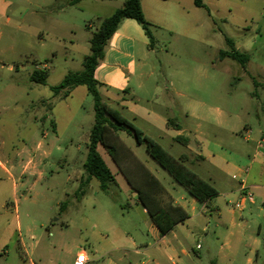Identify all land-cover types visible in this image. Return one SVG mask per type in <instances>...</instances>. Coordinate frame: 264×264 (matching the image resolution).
<instances>
[{"label":"rangeland","instance_id":"1","mask_svg":"<svg viewBox=\"0 0 264 264\" xmlns=\"http://www.w3.org/2000/svg\"><path fill=\"white\" fill-rule=\"evenodd\" d=\"M8 1L12 3L8 13H0V49L13 43L16 54H7V60L16 61L32 56L44 61L47 52L53 53L47 85L41 86L39 94L50 99L55 96L51 87L59 85L69 73L83 70L93 34L125 2L84 0L72 5V0H40L33 4ZM203 1L208 11L197 8L193 0L186 10L177 8L176 0L152 3L153 17L148 22L154 43L148 48L137 44V59L144 58L139 75L132 83L137 93L127 95L126 99L171 120L172 126H183L184 131L194 133L201 122V130L207 134L203 137L217 140V110L197 121L186 117V109L195 111L196 99H205L242 118L250 101L249 93L259 91L263 95L264 91L253 78L264 81V0ZM34 11L56 18L55 25L49 28L48 20L43 21L42 17L39 28L45 32L36 34L45 46L38 51L24 46L32 32L13 30L7 24L8 16L13 25H37L38 18L31 13ZM227 39L242 53L249 51L250 65L244 67L230 58L221 61V51H231L233 47ZM6 75L9 74L5 70H0L1 77ZM19 76L27 78L24 74ZM208 76L219 80L209 84ZM135 84H141V89ZM82 89L67 100L68 110L63 104L53 113L51 119L57 124L56 130L41 122L38 131L29 136L25 128L32 111L28 110L20 123H11L13 128L9 133L0 136L9 145L18 147L25 140L29 150L25 155L41 161L43 170L40 179L30 174L23 176L24 184L20 187L21 237L28 255L18 241L0 239V252L10 253L6 264H31L32 261L74 264L79 254L87 257L86 264H264V214L260 209L254 207L251 213V204H247L241 225H222L214 212L205 214L206 218L199 216L204 210L203 203L192 204L190 201L194 198L148 154L146 145L139 144L127 130L118 131V137L113 140L117 160L103 146L99 147L115 176L108 191L101 190L96 178L81 188L82 174L86 175L87 140L96 120L94 98L85 87ZM34 95L37 98V93ZM105 102L120 109L115 101L105 99ZM262 102V99L253 101L255 107ZM122 112L174 157L188 155L186 166L206 180L211 174L219 190H232L239 185L237 181L222 184L219 181L222 173L197 159L194 135L186 134L193 144L189 148L176 139L175 132L165 130L164 124L134 121L128 112ZM231 120L235 122L238 118ZM38 142L42 143V149L33 151ZM149 177L159 185L157 194L155 187L153 192L162 201L161 205L167 206L173 198L194 217L188 226H177L165 238L139 199V190L150 192ZM227 200L218 194L212 198L211 206L225 207ZM12 210L15 213V206ZM239 222L237 218L236 223Z\"/></svg>","mask_w":264,"mask_h":264},{"label":"crops","instance_id":"2","mask_svg":"<svg viewBox=\"0 0 264 264\" xmlns=\"http://www.w3.org/2000/svg\"><path fill=\"white\" fill-rule=\"evenodd\" d=\"M20 1L33 4L34 1L39 2L40 0ZM100 1L106 2L111 0ZM153 2H155V0H141L147 20H151L153 17L151 13V5ZM176 2L178 4L177 8L181 10H186L187 5L191 4V0H176ZM11 5L12 3L8 0H0V13H8ZM27 11L26 13H28ZM114 12L112 14H114ZM31 13L38 18L37 25H13L9 23L11 18L8 16L7 24H9L13 30H27L32 32V34L26 37L24 46L31 51H36L39 47L45 46V43H42L37 38L36 34L37 32L41 34L45 32L44 29L39 28L42 17L43 21L48 20L49 28L51 25H55L56 18L50 15H40V13L36 11ZM112 14H110L109 17ZM51 20L54 21L53 24H51ZM137 44L144 45L147 48L149 46L152 47L150 39L144 29L135 20L126 19L112 37L108 50L106 51L105 59L98 67L95 74L96 79L100 83L99 89L104 101L105 99L115 101L121 109L119 110L121 112L122 110L128 112L134 121L143 120L148 124L154 125L164 124L165 130L175 132L177 134L176 139L182 141L189 148H192L193 144L187 135H194L197 140L195 147H197L198 150L194 152L197 159L202 160L203 163H208L212 169L220 171L222 175L219 181L222 184L225 183L228 185L227 183L229 181H237L239 185L235 186L232 190L221 191L217 188L218 183L214 180L215 178L209 174L210 176H208L209 178H207V181L218 190L219 194L228 199L227 206L212 207L211 199L203 203L204 210L199 216L206 218L207 216L205 214L214 212L217 214L219 223L222 225H227L229 223L241 225L244 222L243 213L245 210L238 211L234 209L232 203L240 198L243 188H248L254 193V203L251 204L249 211L252 213L255 207L260 209L264 214V93L263 95L259 91L249 93L250 101H248L243 110L245 114L242 118L238 115H233L228 109L226 110L214 106L205 99H196V110L194 111L193 109L187 108L185 112L186 117H193L197 121H201L207 117L208 113L211 114L213 111L217 110L219 119L217 121V127L219 128L216 136L217 140L203 137L207 134L201 130L203 127L201 122L196 125L194 133L191 130L184 131L183 126H172L168 120H165L159 113L141 106L138 102H132L126 99L127 95L137 93V90L132 87V83L139 75L138 70L141 68L140 65H142V59L144 58L142 57L141 60L137 59ZM245 52L249 53L247 50H245ZM7 54H16V47L13 43L5 45L0 49V70H5V72L9 74L5 77L0 76V136L4 132L9 133V130L13 128L11 123L16 121L20 123L21 118L25 116L28 110L29 112L32 111V116L28 117V121L26 122L28 128H25L29 131V136L30 133L38 131L41 122L44 126L48 125L50 128L56 130L57 124L51 119L53 113L63 104H66L65 108L68 110L69 106H67V100L71 98L75 92L83 90L82 88L85 86L77 87L66 99H60L56 96L52 99L41 97L39 96L41 93V85L33 83L30 80V75L34 69H50L49 63L52 61L50 55L54 54L50 51L47 52L46 55L43 56L44 61L37 56H32L30 58L24 57V59L19 61L11 58V60H9V58L7 60ZM225 59H221V61ZM249 59L247 66L252 62V59ZM9 61L11 62L7 64ZM35 62L38 63L37 66L34 65ZM30 64L34 65L33 68L29 66ZM22 74L26 75L27 78L21 79L19 75ZM207 80L209 84H215L219 79L217 80L214 76H208ZM253 82L258 85V88L264 91L263 80L259 81L253 78ZM135 86L137 89H141V84H135ZM208 90L211 91V86ZM35 93H37V98H35ZM138 99L140 100V98ZM261 99L263 100L261 106L255 107L253 101L257 100L261 102ZM234 118H238V120L233 122L231 119ZM140 129L143 130L142 128ZM145 133L150 136L147 132ZM87 141L88 145L89 140ZM19 145H21V147L15 144L9 145L6 140H1L0 137V239L5 240L9 238L11 243L18 241L21 248L24 249V254L28 255L26 243L21 237L22 223L19 210L21 209L22 198L20 195V187L24 184L22 181L23 176L30 174L38 176V179H40L41 176H43V170L41 169V161L37 160L34 156L25 155L26 152L29 151L27 148L28 144L25 140H23L22 143L20 142ZM34 149L35 151L42 149V143L38 142L37 145L33 147V151ZM183 156L187 157V162L189 156L183 154L180 157ZM195 173L197 174V172ZM83 177L84 174H82V178ZM203 179L206 180L205 178ZM147 182L151 188L150 190H153L154 187L155 189H157V186L159 187L157 182L155 183L153 177H149ZM170 200V204L173 203L186 210L184 205L177 203L173 198ZM190 202L195 204L198 201L194 198ZM258 204H261L262 207L258 206ZM229 205H231V207ZM13 206H15V213L12 210ZM193 218L194 217L189 214V218L183 223L176 225L175 228L181 224L188 226ZM237 218L240 219L239 223H236ZM174 230L172 232H174ZM168 235H161V237L165 238ZM242 240L243 238L240 236L238 241L241 242ZM9 254V252H0V264H6V261H8L10 257ZM249 262H251V260H249ZM31 264H36V262L32 261Z\"/></svg>","mask_w":264,"mask_h":264},{"label":"trees","instance_id":"3","mask_svg":"<svg viewBox=\"0 0 264 264\" xmlns=\"http://www.w3.org/2000/svg\"><path fill=\"white\" fill-rule=\"evenodd\" d=\"M81 1L83 0H72V5ZM194 4L197 8H203L208 11L203 0H194ZM126 19L135 20L144 29L150 39V43L153 45L154 38L149 28L150 23L145 17L141 0H125L123 6L106 18L93 34L90 40V54L84 58L83 70L69 73L59 85L51 87L56 97L66 99L77 87L85 86L95 101L96 120L92 127L87 147L88 154L84 165L86 175L82 178L81 188L87 186L93 178H96L100 182L101 190L104 192L108 191L109 185L115 181V176L100 154L99 147L103 146L117 160L118 153L113 140L118 137V131L127 130L139 144L146 145L148 154L172 176L175 182L184 187L188 194L197 201L206 203L217 196L219 192L210 182L204 180L186 166L187 157H174L161 144L124 116L119 109L106 103L102 97L99 89L100 83L96 79L95 74L105 59L112 37ZM227 42L233 47L231 51L222 50L220 58H230L246 67L250 60L249 55L238 50L232 40L227 39ZM34 65L37 66L38 63L35 62ZM49 74L50 69H34L30 75V80L35 84L46 86ZM168 122L173 125L171 120ZM176 127L178 126L176 125ZM158 191L156 189L155 193L157 194ZM139 199L151 215L154 225L162 236L168 235L174 230L176 225L183 223L189 218V213L181 206L173 204L161 205L160 202L162 201L154 194L153 190H150V192L139 190Z\"/></svg>","mask_w":264,"mask_h":264},{"label":"built area","instance_id":"4","mask_svg":"<svg viewBox=\"0 0 264 264\" xmlns=\"http://www.w3.org/2000/svg\"><path fill=\"white\" fill-rule=\"evenodd\" d=\"M254 203V193L249 190L248 188H243L240 198L232 203V206L234 209L238 211H243L246 209L247 204H252ZM87 263V257L83 254H79L75 261L74 264H86Z\"/></svg>","mask_w":264,"mask_h":264}]
</instances>
